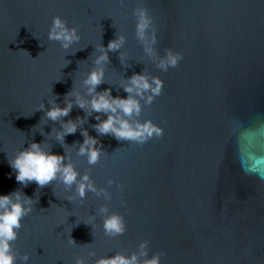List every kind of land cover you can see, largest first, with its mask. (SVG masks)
<instances>
[{"label":"water","instance_id":"obj_1","mask_svg":"<svg viewBox=\"0 0 264 264\" xmlns=\"http://www.w3.org/2000/svg\"><path fill=\"white\" fill-rule=\"evenodd\" d=\"M140 7L153 20L159 54L182 53L176 68L162 72L146 57L132 15ZM55 15L78 26L81 39L68 49L48 39ZM121 34L125 44L108 52L96 92L126 97L127 78L144 71L164 81L140 117L163 127L164 136L144 145L98 135V114L74 103L76 93L91 100L84 80L97 67L98 49ZM69 101L68 116L47 118L51 107ZM67 121L77 131L58 141ZM84 130L102 145L91 176L108 187L111 201L92 193L83 204L70 201L56 180L42 188L16 181L8 161L33 142L70 156L83 174L90 167L77 155ZM258 173L264 174V0H0V195L19 191L34 201L13 242L29 254L28 264H75L90 250L96 257L87 264H94L116 251L131 253L144 239L149 256L166 252L161 264H264ZM109 179L124 189L109 187ZM105 203L124 216L123 236L106 237L100 216L85 223Z\"/></svg>","mask_w":264,"mask_h":264},{"label":"clouds","instance_id":"obj_2","mask_svg":"<svg viewBox=\"0 0 264 264\" xmlns=\"http://www.w3.org/2000/svg\"><path fill=\"white\" fill-rule=\"evenodd\" d=\"M132 15L135 17V36L142 44L146 57L162 72L176 68L183 59V55L172 48L166 49L163 56L159 54L155 47L158 42L156 29L147 9L136 8ZM48 39L58 40L61 42L62 48L68 49L73 43H78L81 36L78 33V26L69 27L66 19L55 15L51 20ZM125 40L126 37L121 34L109 41L106 47L104 45L99 47L98 51L101 54L94 61L97 67L90 71L84 80V84L88 86V94L92 98L90 101L82 99L76 93L74 103L79 108L85 109L88 115H92L93 112L98 114L94 117L98 121L95 125L98 135L111 134L118 141L144 145L153 138L164 136L165 129L163 127L151 119H140L144 107L151 105L156 97L162 94L164 81L159 76L150 75L144 71L134 73L127 78V83L124 85L126 97H113L110 89H105L100 93L96 92L97 86L104 82L103 65L109 59L108 52L119 50L125 44ZM39 107L43 108V105ZM72 107L73 101L67 102L63 108L53 106L46 112V116L48 119L56 121L61 117L68 116ZM100 113H103L106 118L101 119ZM83 122V120L80 121V123ZM62 127L63 131L56 134V139L61 142L66 135L75 134L77 131V123L72 121L64 122ZM81 135L84 139L77 155L86 157L87 164L90 166L83 174L77 170L70 156L45 151L39 143L33 142L27 148L18 149L8 161L15 172L16 181L25 186L29 182L35 181L38 187L42 188L56 180L64 185L65 190L71 192V195L67 196L70 201H78L83 204L89 193L96 197H102L105 201H111L112 194L108 187L97 186L91 176V166L97 165L104 154L102 145L96 137L89 136L86 130L82 131ZM244 170L251 174V170ZM257 177L264 180V174L258 173ZM113 184L121 191L125 187L113 179L107 181L109 187ZM122 202L126 204V201ZM33 204L34 201L30 197L23 196L19 191L0 195V264H28L29 254H21L14 249L13 242L19 237V230L23 227L22 220L33 212ZM97 216L103 220L102 228L106 237L116 238L127 232L124 216L111 211L108 204H101L96 215L90 216L85 223L94 225ZM69 243L78 246L70 236ZM150 243L148 239L141 240L135 251L131 253L116 251L111 256H100L95 259L94 264H161L162 257L166 255V252L156 251L149 256ZM248 251L247 248L244 249L245 254ZM91 257H96L94 250L88 251L87 256L77 257L75 264H87L88 258Z\"/></svg>","mask_w":264,"mask_h":264}]
</instances>
